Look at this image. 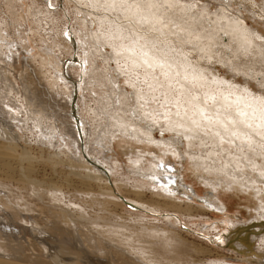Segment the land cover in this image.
<instances>
[{
  "label": "bare ground",
  "instance_id": "1",
  "mask_svg": "<svg viewBox=\"0 0 264 264\" xmlns=\"http://www.w3.org/2000/svg\"><path fill=\"white\" fill-rule=\"evenodd\" d=\"M0 1L5 3L10 22L23 19L14 12L19 0ZM72 1L82 25L81 63H64L59 58L71 46L65 36L54 37L53 28L45 30V36L39 35L42 44L38 51L21 45L35 65L30 68V62L24 60L15 75L16 44L4 42L7 37L0 34V264H264V230L254 225H264L258 221L264 218V141L236 115L237 107L251 111L245 109L252 102L250 97H264V57L258 50L242 51L232 21H240L251 33L264 32L245 26L241 16L233 18L237 17L231 11L234 0H221L214 10H207V3L198 0H179L171 10L152 9L162 23L144 22L133 15H148L136 5H146L149 0H127L132 11L90 6L105 0ZM151 2L165 5L166 0ZM238 2L244 10L245 3L259 7L258 0ZM31 9L27 6V12ZM36 10L28 15L41 22L45 14ZM46 13L50 11L46 9ZM199 15L202 17L195 23ZM1 22L7 23L4 18ZM148 30L152 32L148 34ZM98 57L105 61L102 67L97 65ZM218 63L228 73L221 74ZM78 64L82 71H77L79 82L74 90L63 67ZM244 65L250 69L243 70ZM235 75L244 78L237 81ZM252 83L261 88L251 87ZM74 92L72 116L63 111L65 106L59 100L67 93L72 99ZM201 111L209 120L201 117ZM225 117L237 121V131L252 135L251 147L231 135L232 125L226 132L215 122L227 123ZM32 142L38 144L40 154L51 147L47 151L51 165L67 169L53 166L50 173L37 177L34 161L39 164L46 159L39 161L31 154L28 147ZM168 156L187 159L197 181L210 188L206 196H200L203 204L183 202L176 195L183 192L190 198L178 178L183 181V166ZM218 189L232 191L235 197L246 194L249 203L235 211L257 222L235 225L244 219L226 214L227 202L213 194ZM120 198L129 206L127 216L108 208L109 204L123 208L125 202ZM207 207L230 217L226 220L234 227L226 223L224 237L220 222L202 218L210 209ZM144 211L173 214L161 223L155 217L147 219ZM175 214L187 218L207 243L227 244L233 239L228 251L242 255L212 258L209 250L198 246L192 249L203 259L193 258L186 241L176 233L180 221ZM194 216L197 222H192ZM248 225L253 226L245 229Z\"/></svg>",
  "mask_w": 264,
  "mask_h": 264
},
{
  "label": "rangeland",
  "instance_id": "2",
  "mask_svg": "<svg viewBox=\"0 0 264 264\" xmlns=\"http://www.w3.org/2000/svg\"><path fill=\"white\" fill-rule=\"evenodd\" d=\"M22 2H19L16 4L15 8H14V12L15 14L17 15H23V19L19 20L18 23H16L17 21H14V22H10L9 20V13L5 7V3L3 4L4 1H0V34L5 36L6 40H4V42H7L9 41L10 43L9 44H16V51L15 52V55H13V59H14V65H15V75H17L16 73H18V67H21L23 65V62L24 60L26 61L27 60V63L30 64V68H33V66L35 65V63L33 61H31V56L29 57L28 56V52L21 48V45L24 46H28L29 47H34L36 51H38V46H40L42 43H41V40H39V35H43L45 36V33L48 32L50 29H53V31H55L53 34L54 37H57L59 36V38L61 39V37L64 36V32L65 31H68L70 33V35L68 37H65L67 39V42L68 44L71 46V49L68 51V53L65 51H62L59 58L62 59V61H64V63L68 62V61H73L75 64L77 61H80V63L82 62L83 58H84V55H83V49L81 48L82 44H81V34H80V31L79 29L82 28V25L80 23L79 20L80 17L78 15H76V12L75 10L73 9L74 6H73V1L71 0H52V3L54 5H56L55 8L53 9H48L47 8V3H48V0H21ZM189 2H193V1H196V0H188ZM200 1L201 3H207L206 7H207V10H214V8H218V6L220 5L219 3H221L222 1L221 0H198ZM204 1V2H203ZM259 2V7L257 6H253L252 4L250 3H245L246 4V7L244 9H241L240 7V3L238 2V0H234V2L232 1L231 4H232V13L235 14V16L237 17H233L230 12H227L226 10H224V12L228 15H230L231 17H233L234 19H240L242 18V22L245 24V26L247 27H253V28H260L258 29V31L260 32H264V19H262V15H264V9L262 10L261 7L262 5H264V0H258ZM2 2V3H1ZM35 2V3H34ZM70 2V3H68ZM72 2V4H71ZM20 3H23V4H20ZM31 5V13H33V11L36 13V9H40L44 12L45 15L41 16L42 17V20L41 22H39L37 20V17H32L30 15H28V13L30 12H27V6H30ZM250 7V8H249ZM223 8H226V7H223ZM222 8V9H223ZM46 9H48L50 11V13H46ZM243 11V12H241ZM7 12V13H6ZM196 13H201L199 10L195 11ZM212 12L213 14L215 13L214 11H210ZM217 12H220V10H217ZM53 13V14H52ZM257 13V14H256ZM8 14V15H7ZM47 14V15H46ZM5 15V16H4ZM49 15V16H48ZM51 15V16H50ZM53 15V16H52ZM76 15V16H75ZM239 16H241L239 18ZM45 17V19H44ZM48 17V18H47ZM55 17V18H54ZM200 17H202V15H199L197 16L195 19H194V22L197 23L200 19ZM3 18L7 21L6 24H3L1 21L3 20ZM36 18V19H35ZM78 18V20H77ZM2 19V20H1ZM56 19V20H55ZM35 20V21H34ZM44 23H43V22ZM47 21V22H45ZM33 22V23H32ZM225 19L222 18V23L223 25H225ZM14 24V27L12 24ZM16 23V25H15ZM35 23V24H34ZM47 23V25H46ZM51 23V24H50ZM54 25H53V24ZM9 24V25H8ZM57 24V25H56ZM5 25V26H3ZM46 25V26H45ZM6 27V28H4ZM40 27V29H39ZM42 27V28H41ZM49 29H47V28ZM36 28V29H35ZM57 28V29H56ZM44 29V30H43ZM149 29H151V26H149ZM6 30V31H5ZM20 30V31H19ZM33 30V31H32ZM45 30H48L46 32H44ZM58 30V32H57ZM78 30V31H77ZM22 31V32H21ZM148 34L152 32V30H148ZM9 32V33H8ZM35 32V33H34ZM79 32V33H78ZM5 33V34H4ZM22 33V34H21ZM37 33V34H36ZM40 33V34H38ZM60 33V34H59ZM78 33V34H77ZM8 34V35H7ZM57 34V35H56ZM59 34V35H58ZM20 35V36H19ZM56 35V36H55ZM61 35V37H60ZM11 36V37H10ZM19 36V37H18ZM24 37V38H23ZM79 38V39H78ZM81 38V39H80ZM19 39V40H18ZM39 40V41H38ZM59 40V39H58ZM12 42V43H11ZM27 42V43H26ZM40 42V43H39ZM79 42V43H78ZM81 45V46H80ZM218 47L222 48V51H224L225 48H223L222 45H217ZM82 50V51H81ZM109 50V49H108ZM59 55V53H58ZM83 56V57H81ZM30 59V60H28ZM19 60V61H18ZM103 59L101 57H98L97 58V65L102 67L101 65H104V60L102 61ZM239 61V60H237ZM33 62V63H32ZM103 62V63H102ZM102 63V64H101ZM21 65V66H20ZM216 68L219 70V72L221 74H223L224 72L228 73L227 70L224 68L223 65H220L218 63V65H216ZM250 69L247 65H244L243 66V70H248ZM76 70V71H74ZM67 71V76L69 77V82L70 84L72 85V87L74 88V90H77V84H78V80H79V75H78V72L77 71H82L81 68H80V65L78 64V67L76 66H68V67H63V72ZM259 71H262L261 68ZM230 74V73H229ZM235 79H237V81H240L241 79H243L244 77L242 75H235L234 76ZM120 78V77H119ZM38 79V78H37ZM121 80V84L123 82L122 80V77L120 78ZM43 84H44V81H43ZM42 84V85H43ZM46 86V85H44ZM127 87V86H126ZM129 87V86H128ZM127 87V88H128ZM253 88L255 89H259L261 88V86L259 85H255L254 83H252V86ZM130 88V87H129ZM74 94V95H73ZM72 94V99H71V94L70 93H67V95L65 94V96H63V99H60L59 97H57V99H60L59 102L65 106V108L63 109V111L67 114V115H72L73 116V107H74V104H75V92ZM69 99L72 100V102L69 103ZM52 102V101H51ZM77 105L78 104V101H77ZM57 109L58 106H55V105H52L51 108L53 109ZM71 112V114H70ZM77 118H75V121ZM70 124L72 125L73 123V120L72 118H68ZM72 120V121H71ZM169 132H166V136L168 135ZM158 133H156L157 135ZM158 136V135H157ZM78 140V139H77ZM82 141V140H81ZM32 144V145H31ZM30 144V147L28 148H31L29 149L31 154L36 157H38V160L39 161H44L45 159V162H38L37 161H34V164L35 167H37V177L38 175L40 176V174L42 173H50V171L53 169L52 167L55 166V169H57L59 166L58 165H51L52 163V158L50 157L51 156V153L50 152H47V151H51V147H49L48 149H46V151H41L42 153V156H40V151L38 152V144L36 145V142L35 143H31ZM95 146V145H93ZM36 148V149H35ZM114 149L117 151V148H116V145L114 146ZM183 149V148H182ZM36 151V152H35ZM47 153V154H46ZM38 154V156H37ZM40 154V155H39ZM120 156V154H118ZM42 157V158H41ZM121 157V156H120ZM174 157V156H173ZM42 160H41V159ZM44 158V159H43ZM122 158V157H121ZM167 158H170L172 161H175V164L176 165H180L183 166L182 168V172H183V181L180 179L181 177H178L179 178V182L181 183H184L185 184V187L187 188V190L185 191L184 189V192H187L188 195L190 196V198L186 197L183 192H181L180 194L176 193L177 196H179V198L182 200L183 198V202H191V203H197V204H203L201 202V197H203L204 195L206 196V192L207 190L211 191L210 188L204 183L202 182H199L197 181L198 179H196L195 175L191 172V168L188 164V160L186 159L185 161L182 160L180 161L181 159H179L178 157H174L172 158V156H168ZM178 158V159H177ZM48 159V161H47ZM123 161L126 162L125 159H122ZM180 161V162H178ZM184 161V162H183ZM36 162V163H35ZM182 162V163H181ZM127 163V162H126ZM43 164V165H42ZM179 165V167H180ZM58 166V167H57ZM57 167V168H56ZM61 168H64V169H67V167H62L60 166L58 168L61 169ZM50 170V171H49ZM48 176V175H47ZM119 178L120 176L119 175H113L112 178ZM108 182V180H107ZM151 185V184H150ZM178 185V184H177ZM183 186H180L178 185V188H180V191L182 190ZM149 190H153V187L149 186L148 188ZM190 192H189V191ZM194 191L193 193L191 191ZM183 191V190H182ZM213 191V190H212ZM116 192V190H115ZM227 192V193H226ZM206 193V194H205ZM216 193L218 194V196L220 197V200L221 201H224V203L227 202V205H228V210L225 211L226 214H228L229 216H241L244 220L242 221H239V223L237 222L235 225H245V224H248V223H251V222H257V221H254L255 219H248L246 214L245 213H242L239 215V213H237L235 211V209H240L241 206L243 204H247L249 203L248 201H250L249 197L246 196V194H240V197H235V196H231L234 194V192L232 191H229V190H225V189H218L217 192L213 191V194ZM182 194V195H181ZM192 194V195H191ZM65 197L63 199L67 200V197L68 196L67 194H64ZM194 195V196H193ZM215 195V194H214ZM201 196V197H200ZM148 198V197H147ZM239 198V199H238ZM247 198V199H246ZM249 198V199H248ZM121 200H123V198H120ZM199 199V201H198ZM237 199V200H236ZM243 200V201H242ZM124 201V200H123ZM245 201V202H244ZM125 202V201H124ZM239 202V204H238ZM241 202V203H240ZM234 205H237L234 206ZM110 206V207H109ZM239 206V207H238ZM126 207V208H125ZM243 207V206H242ZM108 208L113 211V209H116L114 210L113 212L116 213L115 214H118V215H123L124 216H127L129 214H127V210L129 209V206L128 204L125 202L124 205H123V208L120 206V205H116V206H111V204L108 205ZM122 211V213L120 212V209ZM210 208V207H209ZM207 207V209H209ZM126 210V211H124ZM118 211V212H117ZM127 212V213H126ZM161 212V213H160ZM158 211L156 213H151V212H148V211H144L142 212L145 217L146 215L148 216L147 219H153L154 217L157 218V219H160L159 221L161 222V220L163 218H165L166 215H170V214H173V211ZM212 212V213H211ZM127 214V215H125ZM132 215V213H130ZM165 214V215H164ZM154 215V216H153ZM221 215V213H218V211L215 210V208L213 209L210 208L208 210V213L207 214H203L201 215L202 218H206V217H210V218H207L208 221H213L216 223L217 222H220V223H217L223 230H225L226 233H223L222 230H221V233H223V237L225 234L228 233V231H226V226L225 224L227 223L229 225V227L231 228V224L229 223L230 221V217L229 216H219ZM133 216V215H132ZM176 217H179V221H180V224L179 226H177V229L175 228L176 230V233L180 236H182V238L186 241V248L187 250H190V255L193 257V258H197V257H201L202 258V254H199L198 252H194L192 248H196L198 246H201L203 247L204 249L206 250H209L208 252H210L213 256L212 258H215V256L217 254H222V255H231V256H234V255H242L240 253H236L234 251H228V245H230V247L232 248L233 245H234V240H230L227 244L225 243L226 241L224 242H220L219 244L220 245H216V244H211V243H207L205 242V238L204 239H200V236H198V234L196 233L195 231V226L193 224L190 223V221L187 220V218H184L183 216L179 215V214H175ZM161 217V218H160ZM195 217V216H194ZM199 217V216H198ZM225 217V218H224ZM226 217H229L228 218V221L226 220ZM218 220H216V219ZM205 219V220H207ZM259 220L258 221H262L264 222V218H258ZM222 220V221H221ZM158 221V223L160 224V222ZM195 221L197 222L198 219L197 217L195 218H192V222ZM227 221V222H226ZM155 222V221H154ZM162 223V222H161ZM222 223V224H221ZM186 226H185V225ZM221 224V225H220ZM226 224V225H227ZM257 228H262L264 230V225L262 224H259V223H256L254 224ZM253 225H248V226H245V229L249 228V227H252ZM185 227V228H184ZM186 227H188L186 229ZM234 226H232L233 228ZM231 228V229H232ZM191 229V230H190ZM178 231V232H177ZM215 233V231L212 230V233ZM214 237V236H213ZM212 237V239H213ZM208 239V238H207ZM224 239V238H223ZM258 242V241H257ZM223 243V244H222ZM259 243V242H258ZM258 248H260V246H258ZM30 250V249H29ZM230 250V249H229ZM31 251V250H30ZM27 252V251H26ZM31 252H34V251H31ZM207 252V251H206ZM198 254V256H197ZM205 254V253H203ZM5 258H7V256H5ZM95 259V257L93 258ZM211 259V258H210Z\"/></svg>",
  "mask_w": 264,
  "mask_h": 264
},
{
  "label": "snow or ice",
  "instance_id": "3",
  "mask_svg": "<svg viewBox=\"0 0 264 264\" xmlns=\"http://www.w3.org/2000/svg\"><path fill=\"white\" fill-rule=\"evenodd\" d=\"M178 3L179 0H175V2H173V0H166L165 5H160L158 3H152L151 0H149V3H147L146 5H136L137 9H146L148 15H144L142 12H133V15H139L141 20H143L144 22L153 21L162 23V21H160L156 14L151 10H158L161 7H165L166 9L171 10L176 8ZM90 6L103 8L104 10L120 7L127 8L129 11H132V6L127 4V0H119V2L118 0H111V2H109V0H105L104 4L102 5L96 2L94 5L90 4ZM55 7L56 5L52 3V0H48L47 8L53 9ZM262 9H264V5H262ZM261 18L264 19V15H262ZM232 24L234 30L239 35L242 51L245 53H250L252 50H258L262 54V57H264V34L257 35L255 33L249 32V30L244 28L241 22L238 20H233ZM181 31H183V29H181ZM63 34L65 37H68L70 35L68 31H65ZM189 35L191 36V33ZM9 47H11V45H9ZM144 62L145 64H148L149 67L153 66V64H149L147 60H145ZM86 63L87 61H85V64ZM160 67H163V63L160 64ZM262 75H264V73H262ZM193 79H197V77H193ZM133 86H135V84H133ZM149 87L152 86L149 85ZM139 98L140 97L138 95V99ZM212 99L214 100L215 97H212ZM250 99L252 102L246 104L245 109H250L251 111L249 112L248 110H241L239 107H237L236 115L240 118V123L244 124L247 129H252L255 135L260 136L261 140L264 141V97H250ZM205 102H207V100ZM200 115L204 120H209V117L205 112L201 111ZM225 120L227 121V123H223L219 120L215 122L220 123L221 127H223L226 132L229 131L228 125H232L231 135L242 140V142L247 143L251 147L253 143L252 135L250 133L237 131L235 128L237 121L235 119L225 117ZM193 123L196 124V121L194 120ZM217 135H219V133H217ZM221 140L223 142V137H221ZM261 148L264 149V143H261ZM262 175H264V173H262ZM152 179L155 180V177H152ZM169 183H171V181H169Z\"/></svg>",
  "mask_w": 264,
  "mask_h": 264
}]
</instances>
